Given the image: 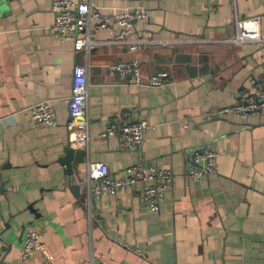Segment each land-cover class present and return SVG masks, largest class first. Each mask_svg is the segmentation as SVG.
I'll use <instances>...</instances> for the list:
<instances>
[{
    "label": "crops",
    "instance_id": "1",
    "mask_svg": "<svg viewBox=\"0 0 264 264\" xmlns=\"http://www.w3.org/2000/svg\"><path fill=\"white\" fill-rule=\"evenodd\" d=\"M92 3L106 14L144 7L148 18L128 38L140 48L115 43L118 25L95 32L91 24L95 44L75 52L51 30V0H0V264H21L31 229L46 255L28 264H264V111L247 120L219 114L264 86V42H230L235 21L253 17L264 39V0ZM118 62H138L144 76L166 72L170 84L123 80L109 68ZM76 64L88 69L84 144L67 127ZM42 100L54 107L53 126L31 119ZM114 118L146 120L138 151L100 136ZM70 145L85 153L72 176L58 162ZM205 148L217 153L215 173L187 177L188 158ZM93 162L114 178L137 164L168 169L173 181L157 212L143 203L142 182L95 199Z\"/></svg>",
    "mask_w": 264,
    "mask_h": 264
},
{
    "label": "built area",
    "instance_id": "2",
    "mask_svg": "<svg viewBox=\"0 0 264 264\" xmlns=\"http://www.w3.org/2000/svg\"><path fill=\"white\" fill-rule=\"evenodd\" d=\"M54 13V23L51 30L62 41H69L75 52H88L95 42L91 39L89 27L93 24V31L111 30L118 25L115 43L129 45L131 50L140 48L139 40L130 41L134 24L146 20L148 11L144 7H130L121 13L106 14L101 12L92 3V0H51ZM236 34L230 42L234 44L264 42L260 35V19L258 17L236 20ZM110 70L117 72L121 79L131 77L136 85L148 87H165L170 84L166 72L159 71L144 76L138 62H118L111 65ZM71 93L68 99L67 127L79 135V143L89 138L85 115L88 109V69L85 65L76 64L72 68ZM264 111V86L254 85L250 91L242 93L241 101L229 108L219 111L225 115L232 112L243 120H247L251 113ZM128 116V113H125ZM31 119L38 127H48L56 124L54 107L49 100H42L31 109ZM149 125L140 118L126 120L114 118L100 134L103 138L116 137L120 146L128 151H138L144 141ZM217 153L212 149L194 151L188 158L186 176L193 179H203L215 173ZM87 181L91 185L95 199L103 195L114 194L118 189L142 182L140 195L143 203L151 211H159L165 200V191L173 181V174L168 169L143 168L137 164L126 168L123 178H114L110 175L105 163L93 162L87 165ZM46 255V245L40 231L31 229L25 235L22 244L20 261L28 264L34 255ZM87 264H99L91 260Z\"/></svg>",
    "mask_w": 264,
    "mask_h": 264
},
{
    "label": "water",
    "instance_id": "3",
    "mask_svg": "<svg viewBox=\"0 0 264 264\" xmlns=\"http://www.w3.org/2000/svg\"><path fill=\"white\" fill-rule=\"evenodd\" d=\"M64 156L59 158V163L65 166V172L66 174H69L70 176L74 175V171H77V167L80 164H83L85 162L84 156L85 153L82 151H76L74 148L70 145L67 146L64 149ZM72 182L75 183L74 177L71 178ZM77 187H75V190Z\"/></svg>",
    "mask_w": 264,
    "mask_h": 264
}]
</instances>
